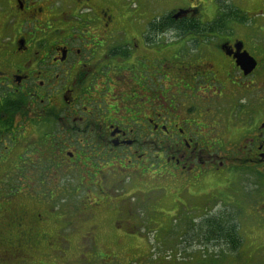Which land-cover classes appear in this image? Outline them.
<instances>
[{"label": "flooded vegetation", "instance_id": "flooded-vegetation-1", "mask_svg": "<svg viewBox=\"0 0 264 264\" xmlns=\"http://www.w3.org/2000/svg\"><path fill=\"white\" fill-rule=\"evenodd\" d=\"M148 173L194 221L248 177L264 218V0H0V264L95 252L53 201Z\"/></svg>", "mask_w": 264, "mask_h": 264}, {"label": "rangeland", "instance_id": "rangeland-1", "mask_svg": "<svg viewBox=\"0 0 264 264\" xmlns=\"http://www.w3.org/2000/svg\"><path fill=\"white\" fill-rule=\"evenodd\" d=\"M145 178L140 180L133 174L125 186L114 183L104 188V195L96 190L83 192L80 197L70 196L65 202L53 201L52 214L66 218L74 232L82 226L86 213L95 220L100 250H90L85 258L81 257L78 236L67 231L71 235L70 251L60 264H81L82 259V264H264V218L255 213L261 201L252 179L244 177L238 186L227 188L220 187L226 183L219 182L217 188V181L210 178L200 189L209 196L217 191L216 196L224 204L216 203L210 211L227 213L236 221L241 245L235 251L231 245L207 242L200 235L202 220L188 217L184 207L174 204L173 196L161 191L167 187L173 192L174 187H169L172 184L152 173ZM175 187V193L182 190ZM35 192L40 195V189ZM96 204L99 206L92 207Z\"/></svg>", "mask_w": 264, "mask_h": 264}, {"label": "trees", "instance_id": "trees-1", "mask_svg": "<svg viewBox=\"0 0 264 264\" xmlns=\"http://www.w3.org/2000/svg\"><path fill=\"white\" fill-rule=\"evenodd\" d=\"M225 219L215 217L210 220H203V223H201L202 229L200 235H202L207 242H215L216 244H222V246L227 247L231 245L236 251L241 245V240L238 239L236 221L230 218Z\"/></svg>", "mask_w": 264, "mask_h": 264}]
</instances>
